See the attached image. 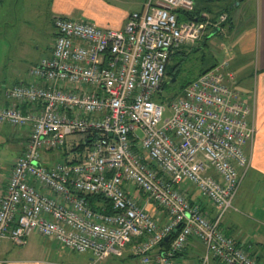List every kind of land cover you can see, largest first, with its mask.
<instances>
[{"label":"built area","instance_id":"1","mask_svg":"<svg viewBox=\"0 0 264 264\" xmlns=\"http://www.w3.org/2000/svg\"><path fill=\"white\" fill-rule=\"evenodd\" d=\"M192 9V0H143L121 31L52 18L51 55L7 88L11 104L0 105V126L25 139L0 196V241L23 247L38 234L94 262L130 247L140 264H175L193 238L204 247L200 264H261L220 229L255 135L229 63L199 75L168 105L161 97L172 52L227 19L177 21L174 11ZM71 136L86 144L73 164L62 159ZM187 186L214 208L212 218L183 197ZM90 195L107 202L92 209Z\"/></svg>","mask_w":264,"mask_h":264},{"label":"crops","instance_id":"2","mask_svg":"<svg viewBox=\"0 0 264 264\" xmlns=\"http://www.w3.org/2000/svg\"><path fill=\"white\" fill-rule=\"evenodd\" d=\"M244 1L238 2L234 7H239ZM253 1L254 8L252 14L250 13L245 21L246 26L243 27L242 31H238L236 28L233 29L232 26L228 27V30L225 31L227 42L223 44L219 52L224 55L222 61L228 62L230 70L235 74L236 90L242 95V98L250 103L253 109L251 119L255 127V135L253 141L245 150L249 158V168L243 180L248 178V181L254 184L253 191L259 192V200L254 203L249 202L244 212L240 210L239 212L237 206H234V209L224 214L220 229L224 235L232 238L236 244H240L241 248L244 247V250L247 249L249 254L264 263V258L261 259L262 252L258 251V248L264 249V234L262 236L256 234V232L250 235L244 234L241 240L238 233L239 223L237 217L233 214L239 212L253 228L254 225L264 227V0ZM47 2L48 11L46 14L49 15L51 28L52 18L61 16L91 23L102 30L114 31H121L128 15L140 11L143 4V0H47ZM18 7L22 8V14L33 15L37 12V8L42 7V1L0 0V24H7V16L11 12H15ZM232 10L229 14L222 13L227 16L225 22L230 20V24L234 21L238 25L241 16L238 12ZM231 13L233 14L232 17ZM30 22L26 19L19 20V23L23 25H28ZM237 28L239 27L237 26ZM223 31L224 27L221 29L222 34ZM197 45H194V47L196 48ZM50 55L51 49L44 58ZM222 61L220 60L217 63ZM15 84L17 83L13 85ZM11 86H0L1 106L11 104L5 98V90ZM5 127L11 128L8 124H3L0 126V132L5 133ZM7 134L11 136V129L8 130ZM21 152L20 148L19 157ZM214 177L217 179L216 176ZM6 185L7 181L0 184V196L4 194ZM180 192L188 202L198 204L205 217L212 218L215 215L214 208L204 198L200 197L194 189L187 186L182 188ZM235 202L239 208H243V204L239 203V199ZM155 213V217H161L160 220H163L165 212L156 209ZM64 251L66 250L59 248L51 239H44L38 234H32L21 250H15L14 245L5 240L0 241V264H79L77 261H64L62 256ZM203 251L204 247L197 240L191 238L177 257L175 264H200ZM132 258L136 259L131 254L130 247H127L122 258L109 257L101 262H94L92 258L89 260L92 264H127V259Z\"/></svg>","mask_w":264,"mask_h":264},{"label":"rangeland","instance_id":"3","mask_svg":"<svg viewBox=\"0 0 264 264\" xmlns=\"http://www.w3.org/2000/svg\"><path fill=\"white\" fill-rule=\"evenodd\" d=\"M41 1L42 7L37 8V12L35 14H22V8L18 7L15 12H11V14L7 16V24H0V86L8 87L14 83H18L19 81L21 82L24 78V80H26L28 78L29 70L40 59L46 57L53 46V30L49 24V15L46 14L48 11L46 4L48 2L47 0ZM194 2L196 3V8L203 7L212 11L211 14L202 13V17L213 18L215 13H218L221 10L229 14L231 12L230 10L233 9L232 11L240 14L241 19L238 25L234 21L232 24H230V20L227 21L224 25L223 34L220 31L219 34L212 36L210 35L211 30L207 31L204 37L197 43L198 45L196 49H183L186 55L182 58L179 75L176 79H174V86L171 88H165V90L162 91L164 105H168L171 100L181 96L183 91L182 87L186 82L193 79L201 71H207L216 65L217 62L220 60L222 61V57H224V55L220 53L219 50L223 44H226L227 42L225 31L228 30V27L230 26H232L233 29L236 28L238 31H242L243 27L247 24L245 21L248 16H250V13L252 14L254 8L253 0H245L239 7L236 8L234 5L236 6L238 2L234 3V0H194ZM230 15L232 17L233 14L231 13ZM22 19H26L31 22L28 25H23L19 23V20ZM237 26L239 28H237ZM175 63L176 59L173 57L169 64L173 65ZM169 116V112L165 110L163 119H166ZM10 129L11 136L7 134ZM4 130L5 133L0 132V184L7 181L10 175L11 166L19 157L18 154L20 152V148L22 151L25 143V139L19 130L12 127H5ZM82 140V136H71L67 138L65 145V149L68 153L67 161H72L74 157L80 158V156H83L82 151L74 154L72 152L70 153L71 149L74 146H77ZM62 159L64 158L62 157ZM253 189L254 184H251V182L248 181V178L244 179L235 198V201L239 199V203L243 204V208H239L235 201L233 203V206H237L238 211L240 210L244 212L248 203L251 201L253 203L258 202L259 192L253 191ZM239 212L233 214L237 217L239 223L238 233L241 240L244 234L250 235L254 232L261 236L264 234V227L258 225H254V228L251 227ZM22 248H24V246H14L15 250H21ZM258 251L262 252L261 259L263 260L264 249L261 250V248H258ZM62 256L64 257V261L72 260L77 261L79 264H92L89 260L91 259L90 255L88 254L78 255L64 251ZM127 260V264H140V260L137 258ZM260 263L264 264L262 261Z\"/></svg>","mask_w":264,"mask_h":264},{"label":"trees","instance_id":"4","mask_svg":"<svg viewBox=\"0 0 264 264\" xmlns=\"http://www.w3.org/2000/svg\"><path fill=\"white\" fill-rule=\"evenodd\" d=\"M193 1V9H192V11H190V12H184V11H180V10H177V11H174V13L176 14V19H177V21L178 22H185V21H200V20H202L203 19V17L201 16V14L202 13H208V14H211L212 13V11L211 10H209V9H205V8H199V7H197L196 8V3L194 2V0H192ZM207 1H218V0H207ZM242 0H234V3L235 2H241ZM233 3V4H234ZM225 11H223V10H221L220 12H218V13H215V16L213 17V18H211L212 20H214L216 17H218L219 15H221L222 13H224ZM226 24V22H224L221 26H220V28L217 30V32L214 34V35H216V34H219L220 33V31H221V29L224 27V25ZM214 30H216V29H212L211 30V33H210V35L212 34V32L214 31ZM213 35V36H214ZM204 37V36H203ZM198 43V42H197ZM196 43V44H197ZM195 44V45H196ZM185 47L186 48H190L191 50H194V49H196L194 46V48H192L191 46H184V48H182V47H180V48H178V49H176V50H174L173 52H172V54L169 56V61H168V64H167V67H166V71H165V80H164V82H163V84H162V87H161V90L163 91V90H165V88H171V87H173L174 86V79H176V77L179 75V71H180V65H181V62H182V58L186 55L185 54V52L183 51V49H185ZM173 57H175V59H176V63L175 64H173V65H170L169 63H170V61H171V59L173 58ZM218 64V63H217ZM215 66V65H214ZM213 66V67H214ZM212 68V67H211ZM210 68V69H211ZM206 71V70H205ZM205 71H201L200 73H199V75H201L202 73H204ZM198 75V76H199ZM197 76V77H198ZM196 77V78H197ZM195 78V79H196ZM171 80H173V83H170V81ZM194 79H191L190 81H188V82H186L185 83V85H183V89L191 82V81H193ZM162 97V96H161ZM164 98L162 97V100H163ZM161 100V99H160ZM168 100V99H167ZM85 147H86V144L84 143V141H81L77 146H74L72 149H71V151H70V153L72 152L73 154L74 153H76V152H84V150H85ZM68 156V153H67V150L66 149H64V152H63V154H62V157L65 159V160H67V157ZM80 158H81V156H80ZM80 158H75L74 157V159L72 160V161H70L69 163L70 164H73V163H75V162H77ZM85 201L88 203V205H89V207H91L92 209H97V205H96V203H99V202H102V204H106V202L107 201H105V200H103V198H101V196H92V195H90V196H88V197H86L85 198ZM174 234H175V232H174ZM174 234H172V236H171V238H173L174 237ZM170 238V239H171ZM168 245H169V241H163L161 244H160V248H162V249H166L167 247H168ZM238 245H240V244H238ZM243 249H244V247H242ZM245 251H247V249H245ZM247 252H249V251H247ZM181 254V253H180ZM179 254V255H180ZM178 255V256H179ZM177 256V257H178ZM250 256L251 257H253L251 254H250ZM257 259V258H256Z\"/></svg>","mask_w":264,"mask_h":264},{"label":"water","instance_id":"5","mask_svg":"<svg viewBox=\"0 0 264 264\" xmlns=\"http://www.w3.org/2000/svg\"><path fill=\"white\" fill-rule=\"evenodd\" d=\"M216 32H217V30H214L211 35L213 36ZM170 83H173V80H171ZM176 231H177V229L174 230V232H176ZM167 240H168V238L165 239V241H167Z\"/></svg>","mask_w":264,"mask_h":264}]
</instances>
